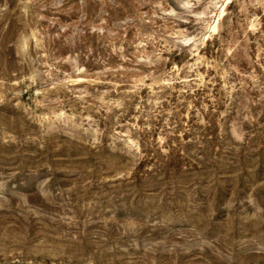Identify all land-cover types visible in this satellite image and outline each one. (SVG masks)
Returning <instances> with one entry per match:
<instances>
[{"label": "rangeland", "instance_id": "obj_1", "mask_svg": "<svg viewBox=\"0 0 264 264\" xmlns=\"http://www.w3.org/2000/svg\"><path fill=\"white\" fill-rule=\"evenodd\" d=\"M0 264H264V0H0Z\"/></svg>", "mask_w": 264, "mask_h": 264}]
</instances>
